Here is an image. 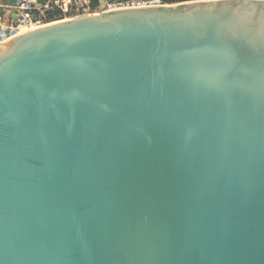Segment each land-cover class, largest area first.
Instances as JSON below:
<instances>
[{"label": "water", "instance_id": "95a60500", "mask_svg": "<svg viewBox=\"0 0 264 264\" xmlns=\"http://www.w3.org/2000/svg\"><path fill=\"white\" fill-rule=\"evenodd\" d=\"M0 264H264V0L0 42Z\"/></svg>", "mask_w": 264, "mask_h": 264}, {"label": "built area", "instance_id": "2783aa9c", "mask_svg": "<svg viewBox=\"0 0 264 264\" xmlns=\"http://www.w3.org/2000/svg\"><path fill=\"white\" fill-rule=\"evenodd\" d=\"M1 1L2 0H0V42L7 40L13 34L49 22L45 20L44 15L55 8L59 9L64 15L62 18H66L88 12H97L101 7L106 10L119 7H140L169 3L167 0H98V6L94 10H91L89 7V0H44L43 3L39 4L36 3V0H19L16 4H5L10 15V21L6 22L4 20V15L6 13L2 12L3 2L1 3ZM28 2H32L33 6H29ZM33 8L37 10V14H33ZM15 10H17V12L15 16H13Z\"/></svg>", "mask_w": 264, "mask_h": 264}, {"label": "trees", "instance_id": "16d2710c", "mask_svg": "<svg viewBox=\"0 0 264 264\" xmlns=\"http://www.w3.org/2000/svg\"><path fill=\"white\" fill-rule=\"evenodd\" d=\"M5 1V0H2ZM169 3L184 1V0H167ZM99 4L98 0H89V7L91 10H94ZM33 14H37V10L35 8L32 9ZM64 15L61 13L59 9H53L52 11L47 12L44 15L46 21L62 18Z\"/></svg>", "mask_w": 264, "mask_h": 264}, {"label": "crops", "instance_id": "0c3cea01", "mask_svg": "<svg viewBox=\"0 0 264 264\" xmlns=\"http://www.w3.org/2000/svg\"><path fill=\"white\" fill-rule=\"evenodd\" d=\"M3 2V3H2ZM1 3L3 4V7H2V12H5L6 14L4 15V20L6 21V22H8V21H10V15H9V13H8V8L7 7H5V4H10V5H12L11 3H9L8 2V0H5V1H1Z\"/></svg>", "mask_w": 264, "mask_h": 264}]
</instances>
